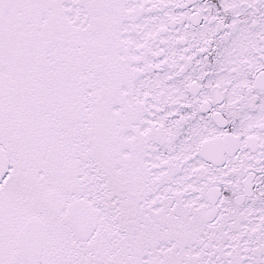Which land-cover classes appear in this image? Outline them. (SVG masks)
I'll return each instance as SVG.
<instances>
[{"label":"snow or ice","instance_id":"snow-or-ice-1","mask_svg":"<svg viewBox=\"0 0 264 264\" xmlns=\"http://www.w3.org/2000/svg\"><path fill=\"white\" fill-rule=\"evenodd\" d=\"M0 264H264V0H0Z\"/></svg>","mask_w":264,"mask_h":264}]
</instances>
